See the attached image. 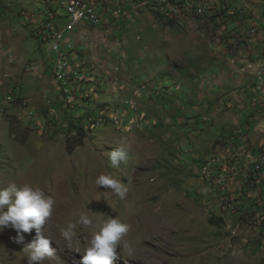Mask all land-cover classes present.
I'll list each match as a JSON object with an SVG mask.
<instances>
[{
  "label": "rangeland",
  "instance_id": "rangeland-1",
  "mask_svg": "<svg viewBox=\"0 0 264 264\" xmlns=\"http://www.w3.org/2000/svg\"><path fill=\"white\" fill-rule=\"evenodd\" d=\"M68 1L0 0V264H264V0Z\"/></svg>",
  "mask_w": 264,
  "mask_h": 264
},
{
  "label": "built area",
  "instance_id": "built-area-1",
  "mask_svg": "<svg viewBox=\"0 0 264 264\" xmlns=\"http://www.w3.org/2000/svg\"><path fill=\"white\" fill-rule=\"evenodd\" d=\"M167 2L170 5H173L170 0H167ZM190 2H191L190 0L182 1L180 7H176V8L185 9L187 5L190 4ZM100 5L101 3L99 0H92L91 5H82L77 3V1L75 0H69L66 8V18L69 23H71V17H78V20L87 21L93 27L104 28V21H110V20L109 19L97 20V12H101ZM197 7L208 11L207 6L205 5L197 4ZM75 28H76L75 24H73V30ZM47 32H51L53 35L54 33L59 32V27L52 26L50 20L49 29L47 30ZM64 44H65V36L59 50H66V57H62L61 61L59 62L58 68H53V70H60L61 73H62V66H66V62L71 58L70 53L66 49V46ZM58 81L62 82L61 79ZM252 85L254 86L255 90L264 93V76L254 77V79L252 80ZM248 168H251V172L261 173L264 175V157H262V152L260 151L255 152V157L250 159ZM234 177H242L243 179H246V183L248 182L247 176H244V171H239V170H236V176H229V178H224V180L222 181H228L233 187H237L234 184ZM249 185H251V183L248 184V186ZM246 189H247V185L246 187H238L239 191H245Z\"/></svg>",
  "mask_w": 264,
  "mask_h": 264
},
{
  "label": "bare ground",
  "instance_id": "bare-ground-1",
  "mask_svg": "<svg viewBox=\"0 0 264 264\" xmlns=\"http://www.w3.org/2000/svg\"><path fill=\"white\" fill-rule=\"evenodd\" d=\"M75 1H77V3L82 4V5H91L92 4V0H75ZM172 4L173 5H170L167 2V0H161L160 7H161V9L166 10V12H168L172 16L177 17V18L178 17L182 18V16H183L182 10L180 8H176V7H180L179 4H174V3H172ZM186 9H188V8H185V10ZM196 13L199 14V15H202L204 13V10L201 9V8H198ZM97 20H106V19H104V17L102 16L101 12H97ZM71 21H72L73 24L85 23V24L91 25L87 21L78 20V17H71ZM107 24H108V22L104 21V26L107 25ZM53 38L55 40L53 49L58 54L57 61H56V64H55L56 66L54 68H58L59 62L61 61L62 57H66V51L65 50H59V48L62 45V41L64 40V33L63 32L54 33L53 34ZM69 63L70 62L68 60L66 62V66H62V73H61L60 70H55L56 77H57L58 80L61 79V80H65L66 81V79H68L67 78L68 77V73L70 72V64Z\"/></svg>",
  "mask_w": 264,
  "mask_h": 264
},
{
  "label": "trees",
  "instance_id": "trees-1",
  "mask_svg": "<svg viewBox=\"0 0 264 264\" xmlns=\"http://www.w3.org/2000/svg\"><path fill=\"white\" fill-rule=\"evenodd\" d=\"M69 128L70 132L67 138V148L70 152H74L77 147L84 144L87 131L84 125L80 124L79 121H72ZM212 222L215 223L214 220H212Z\"/></svg>",
  "mask_w": 264,
  "mask_h": 264
},
{
  "label": "crops",
  "instance_id": "crops-1",
  "mask_svg": "<svg viewBox=\"0 0 264 264\" xmlns=\"http://www.w3.org/2000/svg\"><path fill=\"white\" fill-rule=\"evenodd\" d=\"M100 10H101V7H100ZM101 13H103L102 12V10H101ZM104 14V13H103ZM106 19H108V18H106ZM257 54H259V55H261L262 53H263V50H262V47H260V48H256V51H255ZM260 63H261V65H263L264 64V60L263 61H259ZM259 62H257L258 64H260ZM256 62H253V64L255 65H258ZM264 100V99H263Z\"/></svg>",
  "mask_w": 264,
  "mask_h": 264
}]
</instances>
